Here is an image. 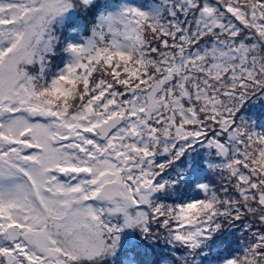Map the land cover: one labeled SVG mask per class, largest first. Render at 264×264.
<instances>
[{
	"label": "snow or ice",
	"instance_id": "obj_1",
	"mask_svg": "<svg viewBox=\"0 0 264 264\" xmlns=\"http://www.w3.org/2000/svg\"><path fill=\"white\" fill-rule=\"evenodd\" d=\"M258 95L264 0H0V264H264Z\"/></svg>",
	"mask_w": 264,
	"mask_h": 264
},
{
	"label": "rangeland",
	"instance_id": "obj_2",
	"mask_svg": "<svg viewBox=\"0 0 264 264\" xmlns=\"http://www.w3.org/2000/svg\"><path fill=\"white\" fill-rule=\"evenodd\" d=\"M139 1L140 0H138V1H135V0H127V2H135V3H137L138 5L143 6L145 8V10H147V7L149 5H147V4L143 3V2H139ZM152 2H155V1H152ZM257 102H258V105L257 106H260V108H259L258 111H263L264 112V95H258L256 97H253L250 101H248L246 103L245 108L241 112V115H244L248 119L251 118V119H249V121L251 120L250 122H254L255 125L260 126V130L261 131H264V129H263L264 122L262 123L260 119H257V116H258V114L260 112H254L253 113V111H252L253 110V104H255ZM253 116H256V117H253ZM256 120H259V122H257ZM228 233H231V235L229 236V239H231V238H233L235 236L233 234H240V231L237 230V229H227L226 232H225V235H227ZM237 240H238L237 247H240L241 235L238 236V239Z\"/></svg>",
	"mask_w": 264,
	"mask_h": 264
},
{
	"label": "trees",
	"instance_id": "obj_3",
	"mask_svg": "<svg viewBox=\"0 0 264 264\" xmlns=\"http://www.w3.org/2000/svg\"><path fill=\"white\" fill-rule=\"evenodd\" d=\"M135 1H138V0H135ZM152 1H155V0H140L139 2H143V3L147 4V5H150L151 3H153ZM103 2H104V0H101V3H103ZM111 2H117V0H111ZM82 19L84 20L85 24H87L88 27L90 28L91 27L92 18L91 17H82ZM84 34L85 35H90V31H86ZM65 58H66V56H65ZM52 63H53V71L57 70L56 65L63 66L62 65V61L59 59V57L55 61H53ZM257 105H258V102L253 104V110L252 111H253V113L254 112H260L258 114V116H257V119H260L261 122L263 123L264 122V118H263L264 117V114H263L264 112L263 111H258L260 106H257ZM253 117H256V116H253ZM249 119H251V118H249ZM256 121L259 122V120H256ZM255 126H256V131H261L260 130V126H257V125H255ZM263 129H264V126H263ZM200 151L203 152L204 150L201 149ZM212 180L215 181L216 177L213 176ZM226 230H225V232H226ZM233 235H235V236L233 238H231L230 240L233 242V247L236 248L237 245H238V240L237 239H238V236H240V234H233ZM220 240H221V236H220V234H218L217 237L212 242L213 248L217 247V245L220 244ZM220 246H221V248H223L225 245L220 244ZM212 255H215V253H212ZM204 264H207V261H205Z\"/></svg>",
	"mask_w": 264,
	"mask_h": 264
}]
</instances>
